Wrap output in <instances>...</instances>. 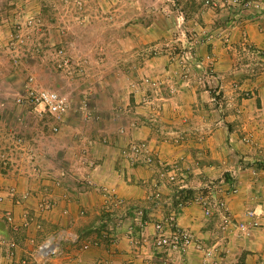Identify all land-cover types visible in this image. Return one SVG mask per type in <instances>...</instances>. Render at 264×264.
Masks as SVG:
<instances>
[{"label": "rangeland", "instance_id": "rangeland-1", "mask_svg": "<svg viewBox=\"0 0 264 264\" xmlns=\"http://www.w3.org/2000/svg\"><path fill=\"white\" fill-rule=\"evenodd\" d=\"M209 8L204 0H0V175L5 178L0 204H8L0 209V219L15 233H0V257L17 264L40 241L31 237L27 247L21 246L16 233L26 228L13 230L6 222L8 210L19 222L15 208H22V215L36 212L40 200L56 202L51 193L19 190L9 182L13 170L31 169L38 175L56 168L51 176L56 186L94 187L84 164L95 162L101 148L103 162L108 158L138 167L141 182L134 185H146L134 200L135 195L120 197L99 184L96 192L103 195V212L125 210L128 215L127 209L136 208L130 211L133 217L152 219L154 224L177 212L178 202L189 199L201 182L227 180L223 174L203 178L194 173L197 143L213 133L196 123L208 114L219 116L195 104L224 102L226 91L232 89L228 78L237 72L247 75L241 80L245 84L256 77L255 70L264 79V61L253 58L242 68L236 57V73L226 67L227 77L222 78L227 84L220 91L205 56L212 49L209 40L220 37L212 34L215 19ZM29 86L62 93L69 99V112L61 118L40 114L25 102ZM204 89L206 99L201 95ZM191 100L195 107L190 108ZM187 177L195 186L192 194L169 199ZM26 191L29 196L16 203ZM29 198H34V207H28ZM8 239L16 242L12 259ZM26 257L28 264H36ZM53 257L46 264H52Z\"/></svg>", "mask_w": 264, "mask_h": 264}, {"label": "crops", "instance_id": "crops-1", "mask_svg": "<svg viewBox=\"0 0 264 264\" xmlns=\"http://www.w3.org/2000/svg\"><path fill=\"white\" fill-rule=\"evenodd\" d=\"M208 10L215 19L211 20L212 28H215L212 34L220 33V37L209 40L212 49L208 50L205 56H208L214 71L209 70V75L217 78L221 91L225 82L222 76L227 77L226 67L232 66V71L237 69L232 65L236 57L241 59L242 68L253 58L264 61L262 54L264 11L254 12L248 16L243 13L237 14L230 5L212 7ZM243 70L247 69L239 71ZM254 75L256 77L248 79L247 84L241 81L247 77L246 74L237 72L229 77L232 89L230 92L226 91L225 100L219 105L204 102L195 104L192 100L190 104V108L195 107L194 104L197 108L200 105L204 107V111H215L219 115L214 118L213 114H208L196 123L202 128L208 127L213 133L202 136L201 143H197L199 150H196L192 157L193 163L197 160L194 163L196 170L194 173L203 178L223 174L227 180L220 178L218 180L220 185L236 186V193L223 191L221 194L224 193L222 195L226 199L230 214L238 220L244 218L243 214L247 208L254 206L264 208V79L259 70H255ZM244 90L246 92H242ZM201 95L206 99L208 90L204 89ZM248 135L251 139L246 142L243 138ZM99 151L97 156L100 157L95 158V162H90L88 166L84 164L86 166L84 171H88L87 176L95 180L94 187L85 186L83 183L70 186L64 184L66 186L64 190L63 186H56L51 179L56 168L47 170L49 173L40 172L38 175L31 169L25 172L13 170L8 174L13 178L9 182L17 184L19 190L32 189L36 193H51L50 197L56 200L51 210L42 213V216L39 215L41 230L31 226L23 232L16 233V237L21 238V246L27 247L26 243L30 240L28 238L41 239L44 235L41 233L43 230L57 228L63 229L66 238L61 242L60 256L53 257L52 264H75V257H78L82 264H159L164 260L167 264H200L202 252L194 248H190L183 256L167 253L162 249L153 251L150 239L154 236V223L152 219L133 217L130 211L136 208L127 209L128 215L125 214V210L116 213L112 210L103 212L102 203L105 202L103 195L96 192L100 185L108 186L120 197L131 198L135 195L137 198L134 200H139L140 194L144 193L140 186L146 185H134L141 182L138 179L142 172H137L138 167L128 166L123 161L114 163L108 158L103 162L101 148ZM159 151L160 157L164 156L162 160L165 161L167 158L162 145ZM189 179V177L181 179L184 182L178 184L174 191L169 193L168 198L171 200L175 198L176 201L179 196L192 194L195 186L188 184ZM4 181L5 178L0 175V185ZM27 204L30 208L34 207V198H29ZM6 206H8L6 203L0 204V209ZM20 209L22 208L14 209L17 218L21 216ZM100 210L106 217L99 216ZM176 222L180 227L191 230L206 246L215 248V257L223 264H264V219L259 227L243 232L231 223L222 222L217 214L206 218L201 207L191 203L177 211ZM0 233L15 236L1 219ZM139 234L148 236V243L141 249L135 247L132 241L133 238H138ZM111 238L115 240L114 243H110ZM86 241L90 242V246L82 250L80 244ZM6 259L0 257V264H10Z\"/></svg>", "mask_w": 264, "mask_h": 264}, {"label": "built area", "instance_id": "built-area-1", "mask_svg": "<svg viewBox=\"0 0 264 264\" xmlns=\"http://www.w3.org/2000/svg\"><path fill=\"white\" fill-rule=\"evenodd\" d=\"M204 3L210 8L230 5L237 14L243 13L248 16L254 12L264 10V0H204ZM24 97L26 99L25 102L32 105L33 108H37L40 114L48 113L54 118H61L66 115L71 107L69 99L66 96L50 89H37L29 86L24 92ZM250 139L249 135L243 138L246 142L250 141ZM223 191L236 193L237 188L235 185L230 184L226 190H223V188H219L218 183L215 184L214 182L206 181L202 183L199 190L194 192L189 199L179 201L177 205L178 207H182L186 204L196 203L201 207L203 215L206 218L217 214L222 222L225 224L231 223L243 232H247L249 229L261 225V221L264 219L263 207L254 206L247 208L243 214L244 218L238 220L230 214L226 205V199L224 195L220 193ZM28 196L29 193L27 191L22 192L21 196H18V198L16 197L17 199L15 202H22ZM11 199H13V196H11ZM53 205V202H50L48 199L40 200L37 204L36 212L23 213L19 222L15 221L14 216H12V213L8 210L5 213L6 222L13 230H17L19 227L27 229L31 226L38 229L41 227L38 221L39 214L43 211L46 212L51 210ZM154 234L155 238L152 242L153 251H160L162 249L167 253L171 252V254L183 256L190 248H194L202 252L203 258L200 264H223L221 260L215 257V248L206 246L191 230L180 227L177 224L174 212L169 214L165 221L154 224ZM65 238L66 233L63 229H54V231L44 235L34 246L33 250L25 252V256H21L17 264H28L29 261L26 255H29V258L36 264H46V261L51 256L59 255L62 252L61 242ZM146 241L145 237L137 239L135 245L141 247ZM89 244L90 242H83L80 244V248L86 250ZM6 245L12 249L9 250L11 255L8 257L12 259V255L14 254L13 249H16V242L13 239H8ZM75 264H81L80 259L75 258ZM159 264H167V262L164 260L160 261Z\"/></svg>", "mask_w": 264, "mask_h": 264}, {"label": "clouds", "instance_id": "clouds-1", "mask_svg": "<svg viewBox=\"0 0 264 264\" xmlns=\"http://www.w3.org/2000/svg\"><path fill=\"white\" fill-rule=\"evenodd\" d=\"M232 185H233V184H232ZM185 197H186V196H185ZM184 206H186V205H184ZM184 206H182V207H184ZM182 207H180V209H181ZM173 212L175 213V220H176V213H177V212H176V211H173ZM170 214H171V213H170ZM210 217H211V216H210ZM39 229H40V228H38L37 230H39ZM153 229H154V226H153ZM44 235H45V234H44ZM44 235H43V236H44ZM141 237H142V238L145 237V239L147 240L146 243L143 245V246H146V244L148 243V238H147L146 236H144V234H141ZM42 238H43V237H42ZM42 238H41V239H42ZM154 238H155V234H154V236H153V238H152V242H153ZM41 239H40V240H41ZM137 239H140V238H135V239L133 238V240H132L134 246L137 247V248H140V249H141V247L143 248V246L139 247V246H136V245H135V241H136ZM114 241H115V240H114L113 238L110 239V243H114ZM87 242H89V241H87ZM89 246H90V244H89ZM151 249H153V248H152V244H151ZM60 254H61V253H60ZM60 254H59V255H60ZM56 256H57V255H56ZM51 257H53V256H51ZM75 258H78V257H75ZM75 258H74V259H75ZM78 259H79V258H78ZM80 262H81V260H80Z\"/></svg>", "mask_w": 264, "mask_h": 264}]
</instances>
